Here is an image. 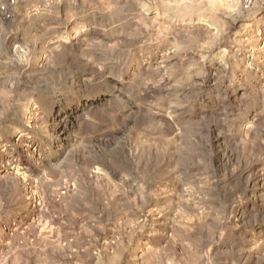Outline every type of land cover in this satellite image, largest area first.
<instances>
[{
    "label": "clouds",
    "instance_id": "obj_1",
    "mask_svg": "<svg viewBox=\"0 0 264 264\" xmlns=\"http://www.w3.org/2000/svg\"><path fill=\"white\" fill-rule=\"evenodd\" d=\"M85 3L71 59L67 33L39 47L49 28L0 47V264H68L43 216L76 264H229L237 210L264 206V0Z\"/></svg>",
    "mask_w": 264,
    "mask_h": 264
},
{
    "label": "rangeland",
    "instance_id": "obj_2",
    "mask_svg": "<svg viewBox=\"0 0 264 264\" xmlns=\"http://www.w3.org/2000/svg\"><path fill=\"white\" fill-rule=\"evenodd\" d=\"M132 7H135L134 5ZM14 17L11 20L5 21L0 18V47L11 54L12 46L16 43H22L25 39L32 36L37 31L43 32L45 28L51 29L45 33L41 38L39 47L45 48L48 41L55 39L62 33H67L74 37L72 44L66 46L67 51L64 57L71 59L69 53L73 55L80 52V41L85 33L77 35L82 24H87L91 28V17L81 19L82 13L86 11L85 0H72V1H54L48 3L45 0H16L13 7ZM151 17V14H150ZM119 20L114 23H119ZM96 33L90 31L88 35H95ZM50 46V45H49ZM67 118L69 121L75 120V114L70 113L66 106L64 111L59 115H53L55 123L63 127V121ZM215 135V133H214ZM218 160L222 155L227 152L231 156V150L234 147L232 138L227 135L216 139L215 142ZM18 151H23L19 149ZM47 156V153H45ZM48 161L45 160V165ZM253 184L259 189L256 192L257 203L259 201L260 193L264 192V177L260 176L256 168L253 170ZM97 174L104 176L105 179L116 180V177L111 176L102 168L96 169ZM17 176H22L25 180L28 178L26 174L21 173L19 169L16 171ZM259 181V183H257ZM7 187L6 183L0 180V191ZM252 193L249 192V196ZM258 215L256 220L253 221V211L244 212L239 209L236 212L241 227L234 233L226 237L224 242V250L231 252L229 264L234 260L236 264H264V246L256 248L255 244L260 240H264V206H258L256 209ZM27 222V221H25ZM38 230L40 233V248L44 253V258L49 259V253H55L56 249H62L68 252L70 261L68 264H76V259L79 255H86L81 253L78 247V241L72 240L69 236L67 239L64 235V229L53 219L43 216L37 220ZM78 230V229H77ZM7 231V230H5ZM71 241V245L70 242ZM54 245V248H49V245ZM53 264H55V256H52Z\"/></svg>",
    "mask_w": 264,
    "mask_h": 264
},
{
    "label": "built area",
    "instance_id": "obj_3",
    "mask_svg": "<svg viewBox=\"0 0 264 264\" xmlns=\"http://www.w3.org/2000/svg\"><path fill=\"white\" fill-rule=\"evenodd\" d=\"M48 3L54 1H72V0H45ZM16 3V0H0V18L2 20L8 21L14 17L13 7Z\"/></svg>",
    "mask_w": 264,
    "mask_h": 264
}]
</instances>
